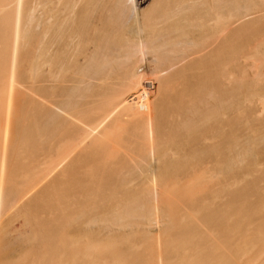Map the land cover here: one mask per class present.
<instances>
[{
  "label": "bare ground",
  "instance_id": "bare-ground-1",
  "mask_svg": "<svg viewBox=\"0 0 264 264\" xmlns=\"http://www.w3.org/2000/svg\"><path fill=\"white\" fill-rule=\"evenodd\" d=\"M263 21L264 0H0V264H234ZM170 183L230 187L171 210Z\"/></svg>",
  "mask_w": 264,
  "mask_h": 264
},
{
  "label": "rangeland",
  "instance_id": "rangeland-1",
  "mask_svg": "<svg viewBox=\"0 0 264 264\" xmlns=\"http://www.w3.org/2000/svg\"><path fill=\"white\" fill-rule=\"evenodd\" d=\"M150 2H151V0H138V6H139L140 9H145ZM260 4H261V2H260ZM255 25L256 26H253V28L256 27L255 29H257V30L261 29L262 27L264 28V25L261 27V25H262L261 22H259V25H258V23H256ZM253 28L250 31L253 32V33L257 32V30L255 31V29L253 30ZM258 48L260 49L261 52L258 51V49H257V51L260 52V53H257V51L255 49L251 50L250 52H249V50L245 51V53H243L242 56H240L239 63L240 62L241 63L239 64V67H238V76L240 77L239 79H241V78H242V80L246 79V81H248V82H250L249 80H251L252 81L251 83H254V85L257 84L255 87H259V89L258 88H254V87L253 88L256 89V90L258 89L257 91L255 90L256 92L255 91L254 92L257 95L259 93L260 96L259 95H258L259 97L258 96H253L255 98L252 97L253 98L252 101H254V99H256V101L255 102H251V103H253L252 105L251 104L247 105V106H250L251 108L253 106V110L250 111L251 108L246 107L245 106L246 104L244 106H241L242 108L240 109V112L243 109H244L243 110V112H244L245 109H247V108H249L250 112H253V111L256 112V113L255 112L254 113L258 117L255 118V114H253L254 116H252V117H254V118H253V120L252 119L251 120H252V122H254V124H253L254 125V127H253L254 130L253 131H255V133H257V134L263 133V130H264L263 129L264 128V126H263V124H264V122H263L264 121L263 120V118H264V115H263L264 114V108H263L264 102H263V100L261 102V99H260L261 95H264L263 94L264 93V87H263L264 84H262V83H264V77H262V76H264V60H263L264 59V57H263L264 43L262 44V47L260 46ZM251 52H253V53H251ZM256 53L257 54H262V55H258L257 56ZM254 54H256V57H255ZM247 57H248V59H247ZM254 57H255V59H253ZM242 59H243V61H242ZM260 66L263 67V68H260ZM245 67H246V69H244ZM246 72H247V74H246ZM243 74H244V76H246L245 79H243L244 78L242 76ZM253 74H255V75H253ZM253 76H255V77H253ZM250 77H251V79H250ZM256 77H258V78H256ZM253 79L255 80V82L258 81V79H261L260 83L262 81L263 82L261 84L259 83V81L255 83V82H253ZM152 86H154V87H152V89H151L152 90V93L150 95L151 104H153L154 101H156V103H157V100H158L160 94H162V92L159 95L156 94L157 93V91H156L157 90V84H153ZM148 87H150V86H148ZM261 88L263 90H261ZM156 97H157V100H155ZM257 99H258V101H257ZM156 103H154V104H156ZM262 103H263V105H262ZM257 106H258V108H257ZM255 107H256V109H254ZM243 112H241L242 114L239 113L240 114L239 115V117H240V119H239V121H240L239 122V125H240L239 133L241 134V135L239 134L240 137H242V133H243V135L245 133L244 132V128L246 129L247 126H249V125L251 126L252 125V122H246V120L244 121L245 118L243 116L245 115V113L247 114V112H244V113ZM250 112H248V113H250ZM241 117L244 118V119H242ZM241 119L243 120L242 122H241ZM261 122H262V124H261ZM242 127H243V129H242ZM256 127H258L260 130L258 129V131H257ZM242 130H243V132H242ZM263 145H261L260 148L258 147V149H261V150H259L260 154L257 151L258 149H256V152H257V154L260 157V158L258 157V159H257V162L260 163V164L258 163L259 166H257V168L260 167L259 168L260 170L258 169L259 172H257L258 171L257 170L256 171L257 173L255 172V174H252L256 178L258 177V175H260V172H262L264 170V146ZM261 169H262V171H261ZM262 174H264V171H263V173H261V177H262ZM254 176H251L249 178L250 179L252 178L254 180L255 179V178H253ZM263 177H262V180L264 181ZM260 180H259V182H260ZM248 184L250 185V183H234L233 187H231V189L234 188V189H236L238 191H241V192H245V190L247 192H249V194L247 196V200L245 201L244 205L241 206L240 211L237 210V214L234 217L235 224H236V231H234V233L230 236V237H232L231 239L233 241L231 246H232V248L235 249L236 254H237L236 255L237 261L235 259V263L234 264H264V182L263 183H255L257 185L258 189H259V195L251 193V191L248 189L250 187V186L248 187ZM211 187H214L215 189H219L220 187L229 188L230 185H229V183H170L169 187L166 190V195L164 196V199H163L165 208L174 210L173 208L175 206V202L177 201V197L182 192H186L187 193V199L188 200L189 199L190 200H193V199L200 200L202 198V195L207 191V189L211 188ZM219 199H221V197ZM222 201L225 202V199H222ZM16 216L20 217L21 215L18 214ZM22 217L25 219L23 214H22ZM15 218L16 217H14V219ZM20 218H16V220L12 219V223H13V220H14L13 224L20 225L19 223L23 222V221L20 220ZM19 221H21V222H19ZM12 223H10L11 226L9 225L10 228H12ZM15 226H13V227H15ZM10 230L13 231L14 228H12ZM8 233H9V231H8ZM227 235H228V233L224 234V236H227ZM223 239H224V242L229 243V241H225V239H226L225 237H223ZM189 246L191 247V252H193V245L189 244Z\"/></svg>",
  "mask_w": 264,
  "mask_h": 264
}]
</instances>
